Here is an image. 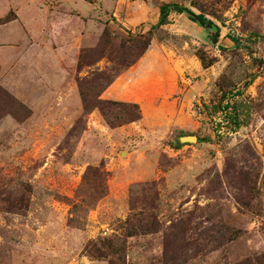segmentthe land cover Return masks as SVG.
Returning <instances> with one entry per match:
<instances>
[{"label": "rangeland", "instance_id": "obj_1", "mask_svg": "<svg viewBox=\"0 0 264 264\" xmlns=\"http://www.w3.org/2000/svg\"><path fill=\"white\" fill-rule=\"evenodd\" d=\"M163 3L210 21L170 12L102 91ZM239 262L264 264V0H0V264Z\"/></svg>", "mask_w": 264, "mask_h": 264}, {"label": "trees", "instance_id": "obj_2", "mask_svg": "<svg viewBox=\"0 0 264 264\" xmlns=\"http://www.w3.org/2000/svg\"><path fill=\"white\" fill-rule=\"evenodd\" d=\"M175 11L177 13H186L189 19H191L194 22H198L201 25H206L209 23V19L205 17L204 14L201 13H195L193 10H191L189 7H183L177 3H163L159 7V20L156 24L151 25L150 29L147 32H138V33H130L128 37L124 39V43L130 42L131 45L128 47L126 53H128L127 56L123 55L122 62V67H113L111 70H113L112 75H108L104 77L103 85H102V91H104L114 80L116 76L121 74L126 68H129L131 65H133L135 62H137L149 49L151 43H152V38H153V33L155 29L161 28L163 25L167 24L168 17L170 12ZM233 40H236L235 37H233ZM201 60L204 63V58L201 57ZM206 64V63H204ZM108 72V71H107ZM100 75L106 74V72L98 73ZM81 88H83L82 83L79 84ZM101 91V90H100ZM83 95V100L86 101V94L84 91H82ZM225 94L222 95L220 100L217 103H213L210 106V110L214 113L218 111L225 110L226 108L230 107L228 103H223ZM105 104H114L118 105L119 107L122 108V116L121 117H116V115H111L108 111V105ZM99 109L101 110L104 118L107 120L109 124H113L112 118H121L123 120L122 122H133L141 118V109L138 103L133 102V101H111V100H106V101H100L98 104ZM225 115L228 114V111H224ZM230 114V113H229ZM230 116L234 122L232 125L233 126H238L239 121L237 119V115H228ZM231 238V237H230ZM106 247L111 246V244L105 243L104 244ZM90 251L95 254H103L102 247H98L97 245L93 246V249L90 248ZM237 264H244V262H239Z\"/></svg>", "mask_w": 264, "mask_h": 264}, {"label": "water", "instance_id": "obj_3", "mask_svg": "<svg viewBox=\"0 0 264 264\" xmlns=\"http://www.w3.org/2000/svg\"><path fill=\"white\" fill-rule=\"evenodd\" d=\"M214 41H217V35L216 34L214 35ZM181 139L183 141H196L197 140V136H195V135H185V136H182Z\"/></svg>", "mask_w": 264, "mask_h": 264}, {"label": "crops", "instance_id": "obj_4", "mask_svg": "<svg viewBox=\"0 0 264 264\" xmlns=\"http://www.w3.org/2000/svg\"><path fill=\"white\" fill-rule=\"evenodd\" d=\"M158 20H159V18H158ZM157 22H158V21H157ZM157 22H156V23H157ZM156 23H155V24H156Z\"/></svg>", "mask_w": 264, "mask_h": 264}, {"label": "bare ground", "instance_id": "obj_5", "mask_svg": "<svg viewBox=\"0 0 264 264\" xmlns=\"http://www.w3.org/2000/svg\"><path fill=\"white\" fill-rule=\"evenodd\" d=\"M156 81H157V80H156ZM156 81H155V82H156ZM156 83H157V82H156Z\"/></svg>", "mask_w": 264, "mask_h": 264}]
</instances>
